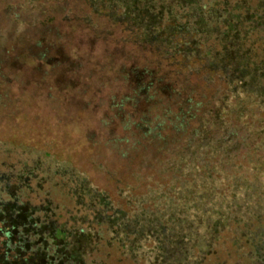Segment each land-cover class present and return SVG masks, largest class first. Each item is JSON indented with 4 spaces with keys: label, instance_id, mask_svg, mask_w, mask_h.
<instances>
[{
    "label": "rangeland",
    "instance_id": "rangeland-1",
    "mask_svg": "<svg viewBox=\"0 0 264 264\" xmlns=\"http://www.w3.org/2000/svg\"><path fill=\"white\" fill-rule=\"evenodd\" d=\"M117 2L0 0V200L46 202L63 261L203 264L264 214V87L238 55L178 53L172 1ZM41 258L0 245V264Z\"/></svg>",
    "mask_w": 264,
    "mask_h": 264
},
{
    "label": "trees",
    "instance_id": "trees-1",
    "mask_svg": "<svg viewBox=\"0 0 264 264\" xmlns=\"http://www.w3.org/2000/svg\"><path fill=\"white\" fill-rule=\"evenodd\" d=\"M117 1L107 0V4L110 7L115 3L119 6ZM160 1L151 0L157 5L154 10L158 9ZM163 1L165 3L167 0ZM169 1L173 4L165 11L160 27L165 31L167 27L172 28L169 30L170 34L182 36L179 41L184 40V43L178 53L192 47L201 59L238 55L243 60L245 69L258 72L259 84L264 87V0H190L188 3ZM127 14L133 13L131 11ZM198 57L196 55L194 59ZM191 61L183 63V59L179 60L181 64L189 66ZM207 93L205 91L197 97L198 105L200 103L203 107V102L209 95ZM191 97L190 93L181 99L182 108L183 105L188 107ZM122 104L123 100H120L117 106ZM181 112L182 110L180 119L190 123V120L195 121L196 117L192 114ZM149 130L152 129H147V133ZM30 205L28 201L14 203L9 199L5 202L0 200V245L4 246V254L13 250L26 254L37 252L42 256L41 264H75L74 258L63 261L59 254L60 246L54 245L48 233L54 229L60 233L67 232L65 235L71 234L63 229L64 221L59 222L56 213L48 207L52 220L39 218V207H46V202ZM11 206L13 209H10ZM57 207L56 204L53 209L57 211ZM99 228L97 225V242L102 241V246L106 247L112 244L118 247L117 242L104 229ZM77 234H83V231L78 229ZM203 264H264V214L239 224L231 223L219 234L204 257Z\"/></svg>",
    "mask_w": 264,
    "mask_h": 264
}]
</instances>
